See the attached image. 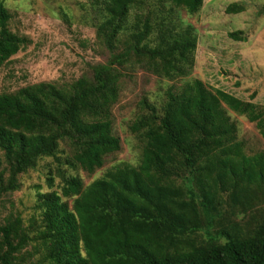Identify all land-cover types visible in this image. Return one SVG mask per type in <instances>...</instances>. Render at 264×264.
Segmentation results:
<instances>
[{
	"label": "trees",
	"instance_id": "trees-1",
	"mask_svg": "<svg viewBox=\"0 0 264 264\" xmlns=\"http://www.w3.org/2000/svg\"><path fill=\"white\" fill-rule=\"evenodd\" d=\"M91 3L97 38L111 52L107 63L63 86L42 81L0 92V206L40 159L68 165L59 168L61 192H38L39 224L23 225L19 216L0 222V264H24L31 244L36 257L28 264H264V216L243 228L221 222L227 200L264 192V152L246 153L227 110L247 117L264 136L256 102L199 78L170 86L159 102L144 98L131 125L144 140L139 164L121 161L88 185L67 172L94 173L121 150L112 108L122 67L138 64L168 79L193 72L198 36L181 10L195 14L204 0ZM226 11L243 8L230 4ZM11 18L0 0V69L30 43L10 29ZM239 33L230 35L239 40ZM62 142L71 150L66 156L59 155ZM202 231L208 239H199Z\"/></svg>",
	"mask_w": 264,
	"mask_h": 264
},
{
	"label": "rangeland",
	"instance_id": "rangeland-1",
	"mask_svg": "<svg viewBox=\"0 0 264 264\" xmlns=\"http://www.w3.org/2000/svg\"><path fill=\"white\" fill-rule=\"evenodd\" d=\"M12 14L9 27L27 36L30 43L0 69V92H14L23 86L42 81L59 86L72 83L83 75L91 76L96 64L107 63L110 50L97 38L96 11L91 0H3ZM230 4L243 11L228 13ZM184 22L194 25L198 36L193 72L187 78L160 77L138 65H125L118 101L112 108L114 132L120 136V151L105 157L103 167L94 173L69 169L79 175L85 185L101 177L121 161L139 164L144 140L133 133L131 125L143 112L144 98L159 102L165 90L199 78L213 89H222L244 100H251L264 111V0H204L199 12L181 10ZM240 32L242 39L231 33ZM238 125V137L249 155L264 152V136L254 122L227 108ZM71 153L62 142L61 156ZM6 166V163H4ZM53 157L39 160L37 166L19 175L20 187L4 193L0 206V222L21 217L23 225L40 223L37 209L38 192L58 190L62 179ZM9 175L5 173V178ZM53 177V186L49 178ZM176 184H182L177 179ZM264 216V192L240 202L227 200L222 208V226L229 229L255 225ZM36 229V224H35ZM206 240V232L198 234ZM24 264L35 260L32 244L23 250Z\"/></svg>",
	"mask_w": 264,
	"mask_h": 264
}]
</instances>
